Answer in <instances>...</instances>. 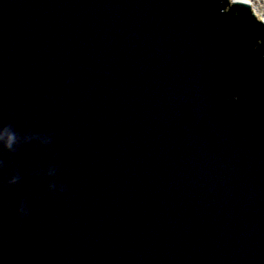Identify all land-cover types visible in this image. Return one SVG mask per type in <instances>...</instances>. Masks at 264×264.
<instances>
[{
  "label": "water",
  "instance_id": "95a60500",
  "mask_svg": "<svg viewBox=\"0 0 264 264\" xmlns=\"http://www.w3.org/2000/svg\"><path fill=\"white\" fill-rule=\"evenodd\" d=\"M0 264H264L249 4L0 0Z\"/></svg>",
  "mask_w": 264,
  "mask_h": 264
},
{
  "label": "bare ground",
  "instance_id": "6f19581e",
  "mask_svg": "<svg viewBox=\"0 0 264 264\" xmlns=\"http://www.w3.org/2000/svg\"><path fill=\"white\" fill-rule=\"evenodd\" d=\"M234 1H238V0H227L228 5H232L234 3ZM240 1H244L247 4H249L250 9H252L253 14L256 16V18H258L259 20H262L264 22V12L261 11L260 8V3L262 0H240ZM248 1H252L250 3H248ZM256 1L258 2L256 5H254V3H256Z\"/></svg>",
  "mask_w": 264,
  "mask_h": 264
},
{
  "label": "rangeland",
  "instance_id": "374dc122",
  "mask_svg": "<svg viewBox=\"0 0 264 264\" xmlns=\"http://www.w3.org/2000/svg\"><path fill=\"white\" fill-rule=\"evenodd\" d=\"M259 1V0H258ZM258 2L256 1V3H254V5H256ZM260 3V8H261V11L264 12V0H262L261 2L259 1Z\"/></svg>",
  "mask_w": 264,
  "mask_h": 264
}]
</instances>
